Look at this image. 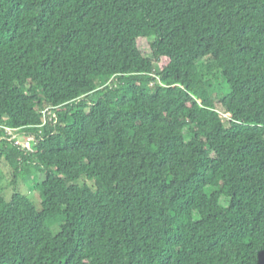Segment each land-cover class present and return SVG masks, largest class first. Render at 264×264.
<instances>
[{
    "label": "trees",
    "instance_id": "16d2710c",
    "mask_svg": "<svg viewBox=\"0 0 264 264\" xmlns=\"http://www.w3.org/2000/svg\"><path fill=\"white\" fill-rule=\"evenodd\" d=\"M0 125V264H264V0H0Z\"/></svg>",
    "mask_w": 264,
    "mask_h": 264
},
{
    "label": "rangeland",
    "instance_id": "374dc122",
    "mask_svg": "<svg viewBox=\"0 0 264 264\" xmlns=\"http://www.w3.org/2000/svg\"><path fill=\"white\" fill-rule=\"evenodd\" d=\"M150 44V40H140L138 41V48L139 50L145 55V57L150 58V53L148 50ZM217 109L220 112V108L217 107ZM221 117L223 119H228V115H225L224 113H221ZM12 170L7 167L3 161L0 162V191L2 192L3 196L8 200L10 199L11 195L15 192V191H20L21 193L27 194V196L29 197V199L35 204V206L37 208H39L40 206V201L37 198V193L36 192H31V184L32 181H20L18 180L16 185L13 186L11 184V179H12ZM42 176H40V180H42ZM38 179V180H39ZM57 229H53L54 232H57Z\"/></svg>",
    "mask_w": 264,
    "mask_h": 264
},
{
    "label": "built area",
    "instance_id": "2783aa9c",
    "mask_svg": "<svg viewBox=\"0 0 264 264\" xmlns=\"http://www.w3.org/2000/svg\"><path fill=\"white\" fill-rule=\"evenodd\" d=\"M43 122L45 123L46 116L55 118L53 108L48 107L42 111ZM0 131H3L2 138L11 143L14 147L20 148L21 150L33 151L34 138L27 135L22 129L9 128L4 125H0Z\"/></svg>",
    "mask_w": 264,
    "mask_h": 264
}]
</instances>
